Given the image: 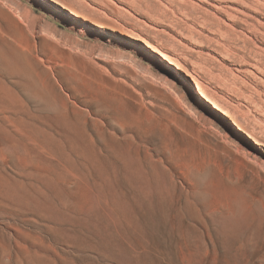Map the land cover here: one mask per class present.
I'll list each match as a JSON object with an SVG mask.
<instances>
[{
  "label": "rangeland",
  "instance_id": "obj_1",
  "mask_svg": "<svg viewBox=\"0 0 264 264\" xmlns=\"http://www.w3.org/2000/svg\"><path fill=\"white\" fill-rule=\"evenodd\" d=\"M0 264H264V0H0Z\"/></svg>",
  "mask_w": 264,
  "mask_h": 264
},
{
  "label": "bare ground",
  "instance_id": "obj_2",
  "mask_svg": "<svg viewBox=\"0 0 264 264\" xmlns=\"http://www.w3.org/2000/svg\"><path fill=\"white\" fill-rule=\"evenodd\" d=\"M70 12L73 13L74 15H76V16H79V14L76 13V12H74V11H71V10H70ZM91 22L94 23L95 25L99 26V27H103V25H102L100 22H97V21H91ZM128 36L131 37V38H134V39H138L137 37H135V36H133V35H131V34H129ZM152 49H153V48H152ZM162 57H163L164 59L168 60L166 56L162 55ZM168 61H169V60H168ZM169 62H170V61H169ZM182 82H183L185 85H189L185 80H182ZM197 89H198L197 92L199 93V95L202 96L204 99H206V100L209 101V99H208V97L205 95L204 91H203L200 87H197ZM213 107L221 111V109H220L218 106L214 105V104H213ZM235 124H236V123H235ZM236 126H237L240 130L244 131L248 136L251 137V135L248 134L244 129H242L238 124H236ZM256 143H257V141H256Z\"/></svg>",
  "mask_w": 264,
  "mask_h": 264
}]
</instances>
